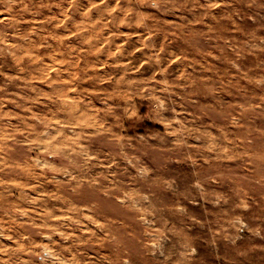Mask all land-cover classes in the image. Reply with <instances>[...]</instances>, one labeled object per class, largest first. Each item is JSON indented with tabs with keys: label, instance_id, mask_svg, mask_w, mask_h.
Listing matches in <instances>:
<instances>
[{
	"label": "rangeland",
	"instance_id": "374dc122",
	"mask_svg": "<svg viewBox=\"0 0 264 264\" xmlns=\"http://www.w3.org/2000/svg\"><path fill=\"white\" fill-rule=\"evenodd\" d=\"M0 264H264V0H0Z\"/></svg>",
	"mask_w": 264,
	"mask_h": 264
}]
</instances>
